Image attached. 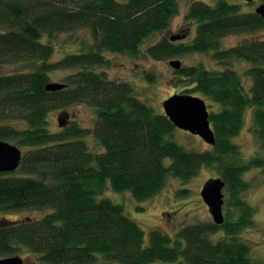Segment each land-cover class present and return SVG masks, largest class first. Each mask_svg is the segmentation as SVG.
I'll return each mask as SVG.
<instances>
[{
  "label": "trees",
  "instance_id": "16d2710c",
  "mask_svg": "<svg viewBox=\"0 0 264 264\" xmlns=\"http://www.w3.org/2000/svg\"><path fill=\"white\" fill-rule=\"evenodd\" d=\"M176 13L177 0H0V66L29 63V69L0 74V140L26 146L17 169L0 172V211H47L38 218L0 221V256L24 249L48 264H258L237 235L252 215L239 193L246 186L245 170L259 167L264 173V153L244 161L231 138L251 107L252 130L264 149V16L240 12L226 0L212 5L193 0L185 20L196 23L194 37L146 48L158 60L211 52L222 64L231 59L251 64L245 71L251 77L249 91L233 70H175L190 83L188 92L219 105L209 111L215 143L205 150H188L168 139L175 126L164 112L137 98L126 81L96 69L108 64L106 52L136 56L143 41L167 29ZM79 28L90 32L86 50L52 59L57 35ZM242 32L250 35L221 48L222 37ZM67 69L74 70L59 82L63 88L46 90L51 73ZM77 103L95 109L92 129L69 121L51 130L48 114ZM87 132L102 151H90L82 139ZM203 165L219 171L239 208L236 219L187 225L175 239L154 228L145 244L144 230L124 205L100 197L109 184L145 200L165 186L168 175L186 182ZM218 229L225 236L216 240L212 234Z\"/></svg>",
  "mask_w": 264,
  "mask_h": 264
},
{
  "label": "rangeland",
  "instance_id": "374dc122",
  "mask_svg": "<svg viewBox=\"0 0 264 264\" xmlns=\"http://www.w3.org/2000/svg\"><path fill=\"white\" fill-rule=\"evenodd\" d=\"M193 0H177V13L171 18L168 28L162 32H156L146 38L140 45L139 53L136 56L129 54L106 52L109 59L107 65L97 67L103 70L106 75L114 80L126 81L133 89L137 98L151 105L157 113L164 112L162 101L174 93H186L202 97L208 111L218 110L219 105L199 93H190L187 88L190 83L184 76L175 72L169 61L177 59L184 66H202L210 71L233 70L240 75V79L249 91L251 77L245 71L251 66L250 63L240 59H231L228 64H222L212 57L211 52H189L170 56L161 60L154 59L146 53V48L161 41L188 42L196 33V23L185 20V14ZM208 4H214L216 0H201ZM237 4L240 12H255V8L264 0L246 2L244 0H226ZM264 35V28L260 31ZM250 34L246 32L232 33L221 38V48H228L244 39ZM172 36H180L179 39L171 40ZM91 42L90 32L87 28H79L75 31L59 33L55 39V49L52 59H57L68 52L86 50ZM29 63L7 64L0 66V74L13 71L29 69ZM74 69L58 70L51 73L52 82H62L63 76ZM152 73L153 80L149 81L144 74ZM66 115V117H65ZM65 117V124L69 121H77L82 127L92 129L96 119L95 109L85 103H77L66 109H58L48 114L49 127L53 131L61 128L60 123ZM63 123V122H62ZM253 109L248 107L245 110L242 126L239 132L231 140L238 146L242 160H248L260 149L259 141L253 133ZM188 150H205L211 148L199 135L187 130L175 127L171 134L166 136ZM82 139L87 143L90 151L100 152L103 148L99 145L91 132L84 134ZM8 142V141H7ZM11 143V142H9ZM15 144L16 143H11ZM20 149L26 146L17 145ZM168 163L169 158H164ZM221 176L219 171L209 165H203L198 172L188 181L184 182L177 177L168 175L165 186L153 197L145 200H136L130 192H119L112 190L109 184L106 185L100 197L110 198L114 202L124 205L126 215L137 222L145 232L144 243H147L148 233L151 229L157 228L172 237L177 238L176 233L187 225L195 223L213 222L204 203L200 190L203 184L209 179ZM222 177V176H221ZM242 178L246 186L241 189L240 197L252 209L251 223L241 228L237 234L250 246V255L258 263L264 264V173L259 167H251L243 172ZM222 211L225 218L236 219L239 215V208L235 205V198L229 194L224 186ZM46 210V209H45ZM44 210L38 209H14L0 211V221L4 219L22 220L26 217L34 218L45 214ZM225 231L218 229L212 234L213 239L224 238ZM181 244L184 245L182 239ZM18 255L22 258L23 264H48L40 260L39 254L22 249ZM5 256H0V259Z\"/></svg>",
  "mask_w": 264,
  "mask_h": 264
},
{
  "label": "water",
  "instance_id": "95a60500",
  "mask_svg": "<svg viewBox=\"0 0 264 264\" xmlns=\"http://www.w3.org/2000/svg\"><path fill=\"white\" fill-rule=\"evenodd\" d=\"M244 1L251 2L254 0ZM255 12L264 16V2L255 8ZM179 38L181 37L172 36L171 40ZM169 64L175 69L181 68V63L177 59L170 60ZM63 86L64 84L59 82H49L45 85V88L46 90H57L63 88ZM162 106L165 115L175 127L199 135L209 145L215 143L214 131L209 120V111L202 97L186 93H174L162 101ZM65 117L60 125H64ZM21 157L22 152L17 145L0 140V172H9L17 169ZM224 186L225 182L221 177H214L209 178L200 190V195L208 207L213 223L218 225L224 221L222 211L224 202L222 190ZM0 264H23V260L19 255H10L1 258ZM104 264L115 263L107 262Z\"/></svg>",
  "mask_w": 264,
  "mask_h": 264
}]
</instances>
